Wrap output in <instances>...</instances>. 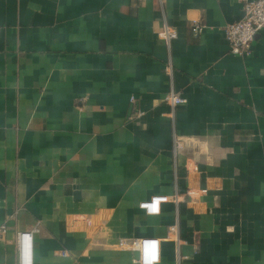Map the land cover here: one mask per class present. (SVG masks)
<instances>
[{
  "label": "crops",
  "instance_id": "obj_1",
  "mask_svg": "<svg viewBox=\"0 0 264 264\" xmlns=\"http://www.w3.org/2000/svg\"><path fill=\"white\" fill-rule=\"evenodd\" d=\"M243 3L0 0V264L35 227L33 264H135L120 240L174 224L160 264H264V30L243 58L223 29Z\"/></svg>",
  "mask_w": 264,
  "mask_h": 264
},
{
  "label": "built area",
  "instance_id": "obj_2",
  "mask_svg": "<svg viewBox=\"0 0 264 264\" xmlns=\"http://www.w3.org/2000/svg\"><path fill=\"white\" fill-rule=\"evenodd\" d=\"M204 24L199 21H193L192 30L201 32ZM224 35L229 44V49L232 54L247 58L252 53V44L258 33L264 30V0H244L243 16L233 22H229L224 26ZM158 36L164 39L170 48L171 42L177 38V30L169 24H164V27L158 32ZM171 58L167 69L171 71ZM132 100L135 98L131 97ZM187 99L179 94L174 89H171L165 96V102L170 105L172 110L183 103ZM143 112L139 111L137 117ZM175 151L181 147L180 138L177 133L173 135ZM177 193L173 195H155L140 203V207L148 214H159L161 204L166 202L179 201ZM38 230V227L30 231H19L16 234V242L18 249L19 264H33V235ZM8 235V226L0 224V247L4 244ZM172 241L177 244L181 243L179 236L178 224L171 225L168 229L166 237H140L131 240L121 239L119 245L123 248L134 249L137 253L134 259L135 264H160L162 260V242ZM65 253V252H64Z\"/></svg>",
  "mask_w": 264,
  "mask_h": 264
}]
</instances>
